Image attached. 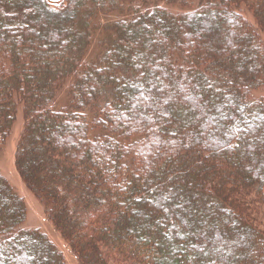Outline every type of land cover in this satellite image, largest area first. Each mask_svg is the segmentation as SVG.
Segmentation results:
<instances>
[{"label":"trees","instance_id":"16d2710c","mask_svg":"<svg viewBox=\"0 0 264 264\" xmlns=\"http://www.w3.org/2000/svg\"><path fill=\"white\" fill-rule=\"evenodd\" d=\"M234 22L242 30L232 42ZM262 35L264 0H0V138L21 106L20 149L81 264H264L254 207L264 205V180L243 161L247 140L237 148L226 133L224 145L215 125L202 140L195 124L201 102L226 115L223 127L251 133L262 122L264 133V97L254 95L264 86ZM94 39L103 45L90 58ZM236 106H251L255 121L234 117ZM62 125L78 129L76 144L60 140ZM0 209L7 260L27 264L15 247L36 240L42 264H65L45 235L22 228L23 203L1 175ZM206 216L216 226L199 234ZM228 232L241 255L205 261ZM247 234L254 243L241 241Z\"/></svg>","mask_w":264,"mask_h":264},{"label":"rangeland","instance_id":"374dc122","mask_svg":"<svg viewBox=\"0 0 264 264\" xmlns=\"http://www.w3.org/2000/svg\"><path fill=\"white\" fill-rule=\"evenodd\" d=\"M61 0H51V2H60ZM218 14V13H217ZM250 15V14H249ZM247 16L249 21H252L251 16ZM116 15H111L110 17H114ZM218 16H220L218 14ZM216 17H214L215 19ZM217 19V18H216ZM215 19V20H216ZM220 22V24L223 23V19L220 16V19L217 20ZM235 24L231 25V30H232V35H231V41L234 42V39H236L235 37L240 33V31L242 30V27H240V24H238L237 22H234ZM41 24V25H39ZM37 26H39V28L35 29V31H37V34L40 35L42 38H44L45 34H46V25L43 22L37 23ZM55 26L52 25L51 29H53ZM57 28V27H55ZM33 29V30H34ZM97 35V34H96ZM99 35H103L100 34ZM211 35H209L210 38ZM225 36V35H224ZM226 37H228V35H226ZM262 38V42H264V36H261ZM92 46L90 47L89 51H90V58L91 56H95L98 53V47L102 46V43H98L96 41V39L93 40V43L91 44ZM232 46V45H231ZM230 46V47H231ZM238 49V48H237ZM234 50H236V48H234ZM239 53L240 50H237ZM159 57H161L164 53V50H162L161 48H159V50L157 51ZM159 63V62H158ZM159 68L160 69H165L164 67V63L162 61H160L159 63ZM150 71V70H149ZM176 92V91H174ZM173 92V93H174ZM189 95H192L193 98H196L195 96V92L193 91V93L190 92V89L188 90ZM254 95L257 96H263L264 97V86H262L260 89L258 88L255 92ZM204 96H207V94L199 89L198 90V97L199 98H203ZM144 100H146V98H144ZM197 108L201 111L202 110V116L200 117V119L196 120V123L198 126L201 124H204L205 129L204 132L202 133V135H200V138L202 140H208V138H210L212 135L210 134L211 130L213 129V126L215 125V127H219V130H217L219 132V135L221 134L222 136H219V139H221L222 144L224 143V145H226V140L227 137H225V134H229L233 135L230 136L231 138V144L233 145V143L236 145H239L242 147L243 145V141H246L245 144H247L245 146V149L247 148V150L249 151V153L247 154V156H244V162L245 165L248 166V168L250 169V171H254L256 173V177L259 175L261 180H264V168L262 166V162L264 161V146L261 145V139L262 137H264V133H262V131L256 132V128H262V122H259V124L255 125L254 131L251 133H248L247 130H244V128H238V126H236V128L234 126H232L231 128H228L227 126L223 127L222 124L224 123V121L227 119L226 115L223 116V118H221V116H216V114L212 113L211 108L208 105H203L201 102H199L197 104ZM252 107L251 106H236L234 108V117H240L243 115H246L247 113H249L250 119H254L255 117V113H251L252 111ZM257 112H261L264 111L263 109H258L256 110ZM209 112L208 117H206V113ZM247 112V113H246ZM192 114H197V112H194ZM213 114V116H212ZM197 118V117H196ZM209 119V123L206 126L205 124L207 123L206 120ZM222 119V120H221ZM224 120V121H223ZM255 121V119L253 120ZM151 123V122H150ZM188 122H186L187 124ZM264 125V122H263ZM23 127H24V119H23V112H22V108L21 106H18V110L16 111L14 120H12V123L10 124V127L8 128V130H6L5 136L0 138V175L4 181V184L9 186L11 191L22 201L23 203V215H24V219L21 217L20 218V222L21 220L23 221L22 223V228L24 229H37L39 230L43 235H45L46 239L48 241H50L52 243V245L55 247L56 250H58L63 259H64V263L65 264H81L77 258L74 256L73 252H71V248L69 247V242L68 239H66V237L64 236V231L62 230V227L58 224L55 223L56 226H54V224L51 222V220L49 221L48 219H53L52 214L48 213V209L45 203V201L43 200L42 196V190L44 187H42L41 183H35L34 179H36V175H34L33 171L35 170V168L32 165H35V163H33L31 165V163H29L30 161H28L27 156L24 155V150L20 149V140H21V135H22V131H23ZM64 129V132H62L60 130V133H58V137L60 138V140H62V142H73L74 144H76V141L78 139V129L75 130L72 127L68 128V127H64L62 125V130ZM231 131H230V130ZM263 130V129H261ZM48 132H53V130H48ZM196 132H199V129L196 130ZM209 132V133H208ZM212 133V132H211ZM210 136V137H209ZM229 139V138H228ZM246 139V140H244ZM105 142V141H104ZM228 143V142H227ZM252 145L251 147L249 145ZM108 145V144H107ZM77 149L78 147L75 149L73 147L70 146L69 151L70 154L73 155V158H77ZM61 151V149H59V152ZM251 151V154H250ZM16 153H21V157H23V160L25 162H27V167H24L21 163V167L17 168L16 166ZM230 153H232L230 151ZM20 157V156H19ZM82 157L85 160V164H87V168L89 167V169H93V164L92 162H89V156L83 154ZM86 170V169H85ZM193 194V192L189 193L187 195V198L189 199V197ZM261 195L264 198V191H262ZM195 201V200H194ZM196 202V201H195ZM264 204V202H262ZM197 205L198 202H197ZM255 210L259 213L257 221H256V225L259 226L261 228H264V205H259V204H255ZM2 209V208H1ZM0 209V210H1ZM173 212V211H172ZM191 212V211H190ZM186 214V213H185ZM54 215V213H53ZM194 214L190 213L188 214L189 218L192 217ZM51 216V217H50ZM96 215L91 216L90 215V220L92 221ZM186 216V215H185ZM205 218L208 219V216H206ZM205 218H202L203 221L205 220ZM205 220L207 222H205V227L202 229H199V231L197 233L199 234H204L206 235L208 233V230L211 227L216 226V224L210 223L209 219ZM60 224V223H59ZM57 226H60L58 228V230L56 229ZM194 231V229H191V234L192 235H196L197 233L192 232ZM223 243H225L226 246H213L212 243H210V246L207 247L208 249L205 250V261L208 260V257H210V255H213L214 253L220 251V254H224V255H229L230 251L232 254H234V256L237 255H241L240 250L237 249H232L230 250L229 248V244L231 243L230 241V233L228 232V234L224 233L223 234ZM242 240V242H244V238L246 240V242H252L254 243L256 238L253 235H241L240 237ZM36 244V240L35 243L34 241L32 242H28L27 244L24 245H17L15 248L17 249V251L15 252V255H17L18 257L20 256L19 253L21 250H24V260L26 261L27 264H42V262L45 261V257H43L42 255H40V257L37 259V257H35V246ZM254 251V249H253ZM8 250L7 248H1L0 247V264H16L15 260L14 261H10L7 260L6 256ZM35 253V254H34ZM239 253V254H237ZM15 257V256H14ZM19 260V259H18ZM18 262V261H17ZM119 264V263H118Z\"/></svg>","mask_w":264,"mask_h":264},{"label":"snow or ice","instance_id":"6c2138e0","mask_svg":"<svg viewBox=\"0 0 264 264\" xmlns=\"http://www.w3.org/2000/svg\"><path fill=\"white\" fill-rule=\"evenodd\" d=\"M209 87H211V84H209ZM260 139H261V145L264 146V137H262ZM249 146L251 147L252 145L250 144ZM236 147L238 148L239 145H236Z\"/></svg>","mask_w":264,"mask_h":264}]
</instances>
